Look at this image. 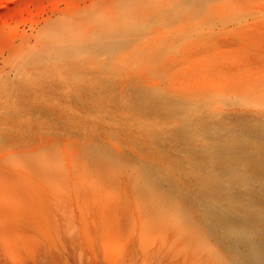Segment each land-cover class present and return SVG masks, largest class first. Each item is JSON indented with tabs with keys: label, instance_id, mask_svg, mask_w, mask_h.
Masks as SVG:
<instances>
[{
	"label": "rangeland",
	"instance_id": "obj_1",
	"mask_svg": "<svg viewBox=\"0 0 264 264\" xmlns=\"http://www.w3.org/2000/svg\"><path fill=\"white\" fill-rule=\"evenodd\" d=\"M262 150L264 0H0V168L117 203L111 262L142 236L172 264L228 261L179 199L219 203L232 169L258 187ZM162 192L167 218L146 208Z\"/></svg>",
	"mask_w": 264,
	"mask_h": 264
},
{
	"label": "bare ground",
	"instance_id": "obj_2",
	"mask_svg": "<svg viewBox=\"0 0 264 264\" xmlns=\"http://www.w3.org/2000/svg\"><path fill=\"white\" fill-rule=\"evenodd\" d=\"M226 147L232 157L235 153L246 154L242 146ZM250 159L260 167L264 175V150ZM0 171V264H172L171 258L174 256L170 261L165 259V253L169 254L165 241L155 246L154 243L143 240V236L135 244L137 248H141V257L137 250L132 249L128 261L124 263L123 259H118L121 256L117 257V251L114 252L117 259L112 258L111 262V244L118 242L114 241L117 235L113 232L116 228L114 225L119 222L117 203H113L114 207L106 206L95 194L86 195L89 196V201L85 203H73L75 198L71 199L69 193L58 194L52 187L39 191L32 183L34 181L25 180L21 174L18 176L14 171L17 177L15 174L11 175L15 178H10V172L4 170V174L7 173L5 176ZM230 175L235 180L229 183L231 185L228 189L218 191L220 183H215L216 192L220 193L218 197L223 194L219 203L209 205L202 202L197 197L200 195L197 192V196L190 193L195 199L185 194L183 202L179 199L195 214L185 222L193 225L195 218L200 215L199 219L209 229L223 230L220 242L229 251V259L219 260L214 255L210 264H264V177L258 187L252 188L243 178H238L233 169ZM163 193H157L154 199L150 195V200L146 203L148 211L159 208V218L165 214L167 218L169 212L166 208L174 205L171 204L170 197ZM238 196L242 198V203L236 202ZM139 222L141 226L151 225V216L146 213ZM89 225H93V228L90 229ZM134 225H137L136 221ZM112 236L115 237L114 240L111 239ZM123 241L119 244L122 245ZM120 248L115 250L123 255L124 248Z\"/></svg>",
	"mask_w": 264,
	"mask_h": 264
}]
</instances>
